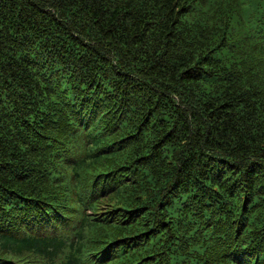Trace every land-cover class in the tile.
I'll return each instance as SVG.
<instances>
[{"label":"trees","instance_id":"1","mask_svg":"<svg viewBox=\"0 0 264 264\" xmlns=\"http://www.w3.org/2000/svg\"><path fill=\"white\" fill-rule=\"evenodd\" d=\"M0 264H264V0H0Z\"/></svg>","mask_w":264,"mask_h":264}]
</instances>
